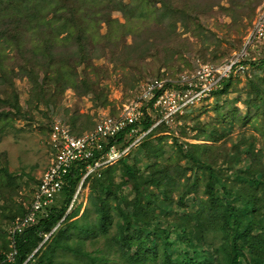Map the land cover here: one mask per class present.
<instances>
[{
	"label": "rangeland",
	"instance_id": "obj_1",
	"mask_svg": "<svg viewBox=\"0 0 264 264\" xmlns=\"http://www.w3.org/2000/svg\"><path fill=\"white\" fill-rule=\"evenodd\" d=\"M122 4L129 6L127 14L114 12L113 20L92 25L83 41L76 33H64L52 41L53 50L36 36L22 47L0 45V258L11 249L6 232L26 212L32 189L49 166V132L56 122L81 135L100 118L120 114L148 82L176 80L197 64L229 59L243 46L264 0ZM43 55L52 64L32 69L25 60ZM74 55L86 58L85 63L77 65ZM255 71L235 79L213 101L197 104L177 128L155 132L131 150L126 162L140 174L145 201L136 198L121 164L108 168L107 183L113 181L116 192L103 193L99 177L86 181L67 220L43 238L27 261L131 264L126 255L142 245L158 256H149L145 264H159L166 235L175 242L169 249L175 257L189 248L180 238L189 239L191 233L200 240L197 251L212 253L208 245L218 246L221 239L200 230L212 228L224 199L241 208L246 200L264 205V187L254 192L247 180L264 179V70ZM209 168L223 185L210 181ZM124 217L142 237L131 251L120 242ZM145 223H152L150 232L157 235L149 237ZM245 254L250 258L248 249Z\"/></svg>",
	"mask_w": 264,
	"mask_h": 264
},
{
	"label": "trees",
	"instance_id": "obj_2",
	"mask_svg": "<svg viewBox=\"0 0 264 264\" xmlns=\"http://www.w3.org/2000/svg\"><path fill=\"white\" fill-rule=\"evenodd\" d=\"M122 1L123 0H0V45L11 43L15 45V47H22L30 37L36 36L38 40H41L44 43L49 42L47 48L49 50H53L56 49V46L52 44V41L58 40V37L64 33L67 35L76 33L78 35L77 38H79L80 41H83V35H85L88 31H92V25L103 24L106 21L113 20L114 12H120L124 15L125 13L127 14L129 6H123ZM22 56H24V54H22ZM72 59H75V63H77V65L84 64L86 61V58H82L79 55H74ZM25 60L31 63L29 65L32 69H34L36 64L42 63L43 65H46L48 62L49 64H52L48 55L25 58ZM224 61L212 64L218 65ZM198 67L199 65L197 64L191 71L188 72H195ZM2 68L3 67L0 61L1 75ZM255 70H264V59L259 64H253L250 72ZM250 72H248V74ZM235 79L240 78L238 77ZM235 79H229L223 84L221 90L214 92L212 94L213 100L216 96L226 93ZM193 108L194 107H191L187 110L184 115L178 116L175 119L174 124H162L154 129L150 134L142 139L137 147L133 149L135 150L141 147L155 132H168V130L177 128L180 124V120ZM1 117L2 114L0 113V119ZM97 123L98 121L95 123L92 130L84 132L81 135H75L69 126L63 123L61 124L69 128L70 133L73 136L79 137L85 133L93 131L96 128ZM152 123L153 122L149 119H145L142 129H149L152 126ZM51 130L52 127L49 135ZM125 135L126 134L122 133L117 138L111 139L109 144L118 145L120 148H123L130 143L129 141L127 142L124 140ZM132 153L133 152L130 151L127 157H129ZM127 157L121 159L113 166L121 164L122 174L130 178L132 191L135 193L136 198L140 197L141 201H145L144 195L140 192L138 183L140 174H138V170L135 165L128 164L126 162ZM113 166L102 170L100 172V176L95 175L89 177L86 181L99 177L100 179L97 180V183L98 187H101L103 193L106 195L115 193L116 191L113 190L112 186L114 182L109 181L107 183L108 178L105 176L107 173L106 170L108 168L112 169ZM210 170V181L214 180L215 186L223 185V180H221L215 170ZM84 173L85 166L83 164H79L77 167L73 168L68 176V183L64 186L62 192L57 196L55 203L42 213V217L38 219L36 224L29 226L22 235L16 237V249L18 254L15 261L12 263L5 262L2 264H32L31 260L27 261L28 255L38 248L45 235L52 233L58 224L61 225L69 217V215L66 216V213L75 197ZM247 180L254 192H256V188L258 186L264 187V179L262 178H250ZM35 188L36 186L32 189L29 198V206L35 192ZM211 192V196H213L214 187ZM224 193L229 197L231 192L225 191ZM122 194L123 192L121 195ZM123 199L127 200V197L124 198L123 196ZM219 211L221 214L215 216L212 215L216 220L212 228H204L200 230L201 234H208L212 232L213 234L218 235L221 239V243L218 246H213L212 244L208 245V247H211L212 253L210 251L208 253L197 251L195 243L200 240H194L191 233L189 239L183 240L180 238V241L188 243L187 245L189 248L184 251L179 250V255L174 257L173 254H170L169 249L175 245V242L171 240L170 236L166 235L164 237V252L159 264H264V205L256 206L253 202H251V200H246L241 208V206L237 205V202L233 203L231 200L224 199L222 207ZM26 213L27 210L24 214L18 217H23ZM63 218H65L64 221L60 223ZM123 219L124 221L121 225V231L119 232L121 239L120 242L127 245V248L131 251L130 245L137 240H141L142 237L135 235L136 227L132 225L131 221L127 219V217H124ZM144 226L148 231V235H150L149 237L153 234L157 235V232H153V234L150 232V229L153 227L152 223H145ZM8 231L6 234L7 239L9 240ZM156 238L157 237H155L154 240ZM8 243L10 245V241ZM254 247L255 249H253ZM246 249L250 251V258H247L245 254ZM152 250H156V248L151 249V251ZM11 251L12 250L10 249L9 253ZM149 256L154 259H157L158 257L156 252L144 251L142 245H139L134 254L129 252L126 255L131 264H145L148 260H151ZM4 258L5 257L2 256L0 261H3ZM39 264L42 263L40 262ZM49 264L52 263L49 262Z\"/></svg>",
	"mask_w": 264,
	"mask_h": 264
},
{
	"label": "built area",
	"instance_id": "obj_3",
	"mask_svg": "<svg viewBox=\"0 0 264 264\" xmlns=\"http://www.w3.org/2000/svg\"><path fill=\"white\" fill-rule=\"evenodd\" d=\"M263 59L264 5L241 49L223 63L218 65L201 63L195 72L182 74L176 80L148 82L141 89L138 98L125 105L120 114L100 118L96 128L82 136H73L69 128L56 122L49 135L51 161L36 185L27 213L16 218L9 228L12 251L0 261V264L15 261L18 254L16 237L22 235L29 226L36 224L42 213L55 203L57 196L68 183L67 179L73 168L83 164L85 173L70 209L89 177L100 176L102 170L127 157L143 138L160 125L174 124L175 119L184 115L191 107L213 101L212 94L221 90L226 81L245 76L253 64H259ZM145 119L153 122L147 130L142 129ZM122 133L126 134L124 140L130 142L128 145L120 148L118 145L109 144L111 139ZM51 234L45 235V238H49Z\"/></svg>",
	"mask_w": 264,
	"mask_h": 264
}]
</instances>
